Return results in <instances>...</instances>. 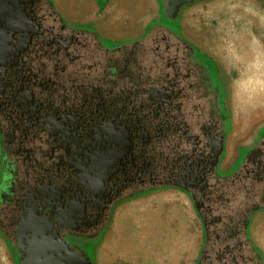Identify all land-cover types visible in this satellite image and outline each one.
Wrapping results in <instances>:
<instances>
[{
	"label": "flooded vegetation",
	"instance_id": "flooded-vegetation-1",
	"mask_svg": "<svg viewBox=\"0 0 264 264\" xmlns=\"http://www.w3.org/2000/svg\"><path fill=\"white\" fill-rule=\"evenodd\" d=\"M152 40L145 77L143 46L108 49L50 0H0V235L14 264H94L87 245L113 206L166 186L199 204L195 264H256L204 205L225 151L210 67L180 37ZM259 140L248 170L264 179Z\"/></svg>",
	"mask_w": 264,
	"mask_h": 264
},
{
	"label": "rangeland",
	"instance_id": "rangeland-1",
	"mask_svg": "<svg viewBox=\"0 0 264 264\" xmlns=\"http://www.w3.org/2000/svg\"><path fill=\"white\" fill-rule=\"evenodd\" d=\"M104 1L100 2L103 4ZM161 1L164 9L165 1ZM227 24L235 31L229 37L225 36ZM152 26L155 27L154 37L183 38L196 46L203 55L196 54L210 67L211 80L218 92L217 106L224 116L226 151L235 124L240 127L247 124L253 131L264 125V0H200L184 6L180 16L175 18L170 17L164 9L162 18L152 23ZM81 28L89 30L87 27ZM101 41L108 49H116L123 44ZM141 46L143 64L148 69L156 64L155 44L150 38ZM235 112L240 116L236 117ZM263 133L264 128L259 133V139ZM248 151L241 148L236 163L228 170L219 167L218 173L225 176L236 171L243 164ZM140 205L149 209L155 207L157 201H145ZM160 208L164 209L165 206ZM164 213L166 219L153 214L144 217L141 212L136 215L131 213L125 220L120 219L119 232L111 234L104 261L121 264H195L203 240V227L195 207L191 241L186 244H170L159 256L158 250L162 247L161 230L170 227L169 211L164 209ZM101 236L87 245V254L92 261L96 258L93 246ZM0 264H14L13 253L6 249L2 239Z\"/></svg>",
	"mask_w": 264,
	"mask_h": 264
},
{
	"label": "crops",
	"instance_id": "crops-1",
	"mask_svg": "<svg viewBox=\"0 0 264 264\" xmlns=\"http://www.w3.org/2000/svg\"><path fill=\"white\" fill-rule=\"evenodd\" d=\"M52 1L53 9L65 23L73 27H87L100 40L112 43H126L145 38L153 27L152 23L162 18V12L164 9L166 10L168 4V0H164L163 9L161 0H105L103 4L100 2L101 0ZM199 1L195 0L193 3ZM235 114L236 117L240 116L237 112ZM235 126L229 136L228 151L225 147L226 153L220 163V167L224 170L230 169L236 163L241 155V148L249 149L257 142L259 133L264 128V125H261L253 131L247 124L242 127L236 124ZM150 200H155V203L157 201V205L149 209L140 205ZM163 206H165V211H169L170 227L161 230L162 247L160 251L158 250L159 256L161 251L170 244L178 245L190 242L194 207L198 215L191 195L185 189L177 186L158 187L128 196L113 206L108 225L99 241L93 246L96 254L94 264H121L120 262L104 261L111 234L119 232L118 222L120 219L121 221L125 220L130 217L131 213L136 215L137 212H141L144 217L153 214L158 218L166 219L164 209L160 208ZM249 236L251 242L264 257V209L257 210L251 216ZM1 239L6 249L10 250L2 235H0ZM177 249L179 250V248ZM152 251L155 254V250L152 249Z\"/></svg>",
	"mask_w": 264,
	"mask_h": 264
},
{
	"label": "trees",
	"instance_id": "trees-1",
	"mask_svg": "<svg viewBox=\"0 0 264 264\" xmlns=\"http://www.w3.org/2000/svg\"><path fill=\"white\" fill-rule=\"evenodd\" d=\"M50 2H51V7H52V1L50 0ZM52 10L56 14L53 7H52ZM180 14H181V11L178 16H180ZM154 28L155 27L153 26L150 29V31L148 32L145 38L141 40H137V41H130V42L123 43L120 45V47L114 50L125 49L132 44L144 45L145 41L149 40L150 38L152 40V38L154 37L153 36ZM86 30L92 36H94L99 42L102 43V41L99 39L97 35H95L94 32L92 33L90 30L88 29ZM182 40L184 39L182 38ZM184 41L192 49H194V46L190 42L186 40ZM132 69L133 70L131 71V74L133 75L134 73H137L138 75H140V73H143L145 74V77H149L152 74V72L150 71L151 70L150 68L148 69L138 68L140 73L137 71L138 69L137 70L135 68H132ZM212 91L214 94H216L214 90ZM215 108L217 110L218 116L221 119H224V116L221 113L220 108L217 106V102L215 104ZM223 134H224L223 139H225L226 138L225 131ZM259 144H262L264 146V133L260 137V140L257 145ZM254 148L255 147L249 149L247 156L245 160L243 161V164L236 171L228 175L222 176L218 173V169L217 168L215 169L216 170V177L214 180L215 182L211 184L208 193L204 195V205H205L207 213H209L210 216H212L213 218L217 217L218 215H224L228 221L229 219L230 220L232 219V222H234V224L233 225L226 224L228 228L227 230H230L229 228L235 227L236 228L235 232L237 231L236 233L238 234L237 239H239L242 243H249L251 246L250 248L255 251L256 264H264V257L261 255L259 250L255 247V245L251 242L248 229L245 227V219H248L250 221L251 216L253 215L254 212L260 209H264V179H256L253 175H250L249 170H248L249 165H250V155L253 152ZM263 167H264V163H263ZM153 189L155 188L149 189L147 191H150ZM140 193H143V192H140ZM136 194H139V193H136ZM198 208H199V204L196 205L197 212L199 210Z\"/></svg>",
	"mask_w": 264,
	"mask_h": 264
},
{
	"label": "water",
	"instance_id": "water-1",
	"mask_svg": "<svg viewBox=\"0 0 264 264\" xmlns=\"http://www.w3.org/2000/svg\"><path fill=\"white\" fill-rule=\"evenodd\" d=\"M195 0H168L166 12L170 17H177L183 6L193 3ZM197 205V204H196Z\"/></svg>",
	"mask_w": 264,
	"mask_h": 264
},
{
	"label": "bare ground",
	"instance_id": "bare-ground-1",
	"mask_svg": "<svg viewBox=\"0 0 264 264\" xmlns=\"http://www.w3.org/2000/svg\"><path fill=\"white\" fill-rule=\"evenodd\" d=\"M88 14V13H87ZM133 15V14H132ZM225 29H227V31L225 30V32H226V37H229V36H231L233 33H235V31H234V28L233 27H231V26H229V24H227L226 26H225Z\"/></svg>",
	"mask_w": 264,
	"mask_h": 264
}]
</instances>
